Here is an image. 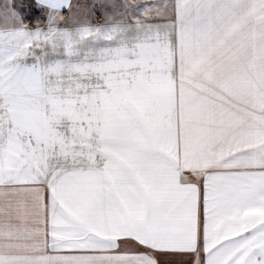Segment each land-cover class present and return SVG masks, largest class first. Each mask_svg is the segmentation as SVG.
I'll list each match as a JSON object with an SVG mask.
<instances>
[{"label":"snow or ice","instance_id":"snow-or-ice-1","mask_svg":"<svg viewBox=\"0 0 264 264\" xmlns=\"http://www.w3.org/2000/svg\"><path fill=\"white\" fill-rule=\"evenodd\" d=\"M0 264H264V0H0Z\"/></svg>","mask_w":264,"mask_h":264}]
</instances>
